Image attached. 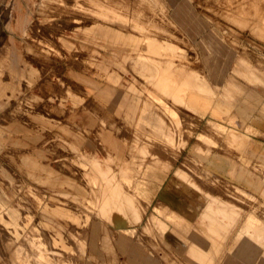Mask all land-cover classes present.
I'll list each match as a JSON object with an SVG mask.
<instances>
[{"label": "crops", "instance_id": "obj_1", "mask_svg": "<svg viewBox=\"0 0 264 264\" xmlns=\"http://www.w3.org/2000/svg\"><path fill=\"white\" fill-rule=\"evenodd\" d=\"M17 6L19 8V2ZM45 9L56 12L55 16L64 17L73 13L88 15L93 19L91 28L87 31L88 35L93 33L103 35L112 42H124L87 44L88 55L94 51V60L89 62L94 65V71L92 74H88L85 80V101L82 102L80 99V101L71 102L67 110L73 112L74 115L66 125H63V121H61L56 127H61V132H67L63 127H68V124L73 125L75 119L81 123L80 125L85 123L87 131L90 133L93 131V136L87 138H90V142L87 141V152L85 154L82 152V157L86 156L85 159L89 161L94 158L98 161L103 160L100 161L103 164L109 160L113 163L112 169L119 171L120 174L134 170V173L131 172L134 175L147 177L144 178V181L142 178L136 179L139 183L135 184L134 189L128 190L127 187L125 189L129 192L139 193L140 199L148 204L140 223L134 226L135 236H131L125 230H120L121 228L104 224L100 219H93L88 223L79 214V211L75 212L73 208L69 211L62 205H52L44 201L45 203L40 204V210L44 215H48L49 227L56 231V235L52 238L61 239L55 227L62 228L65 224H70L71 230L77 229V233H84L85 264H99L97 260L107 258L108 252L104 249L106 248L104 239L109 240V245L121 264H170L174 260L183 259L185 261L187 247L190 250L189 254L203 255L205 251L215 247L213 239L217 235V228L223 224L222 218L229 215L230 209H237L238 204L231 201V205H215V200L201 194L202 185L195 184L190 175V169L194 167L193 163L199 165L200 171L205 176L213 177L226 184L236 194L242 190L248 197L251 195L257 198L264 208V82L260 76L258 79L261 82L255 85L235 77H233V81L231 77V82H229L230 78L224 76L221 67L215 66L213 72H208L203 66L206 65V61L202 60V66H200L202 71L194 70L197 71L199 80L202 78L204 82L206 81L213 95L209 96L205 91L200 93L192 91L188 93L187 101L185 100L186 104L189 101L187 106H190L191 109L186 106L174 105L169 103V99L165 97L180 95L186 89L190 90L191 81L196 84V80L195 77H191L192 70L175 65L174 58L181 57L177 52L176 45L160 36L166 33L170 34L166 25L163 24L167 22V24L174 25L166 18L165 6L161 0H73L72 3H68L67 0H40L38 10L41 14L45 13V18L48 21L50 14L47 15ZM15 14H18L16 10ZM157 17L159 18L157 19ZM71 21L78 20L72 18ZM20 22L21 20L17 17L16 27L22 26ZM111 23L121 26L133 23L134 26L131 29L137 31L140 36L138 38L126 36L119 28L110 27ZM25 36L30 37L29 33H26ZM94 54L98 56L95 57ZM2 63L0 64L4 66ZM214 63L217 64L219 61H214ZM131 67L143 76L146 74L147 81L152 85L151 90L147 88L141 78L134 76ZM77 77L83 78L79 75ZM225 83L231 86V89L228 90L232 96L230 100H223L222 97ZM146 96L150 99L153 97L152 105L146 100ZM2 99L3 88L0 86V101H3ZM159 100L168 103L171 109L178 113L182 123L183 133L174 136L176 142H180L181 136H183L184 146L179 148L181 149L179 154L174 152V147L166 146L164 142L155 138L153 132L150 135V140L147 139L148 136L142 138L136 134L138 126H142L144 129V124L138 123L148 121L151 118V113L155 114L154 107L163 112L162 108L156 104V101ZM182 101L184 102V97ZM58 104L60 103H56L55 106ZM155 115L165 119L162 114ZM166 116L169 119V116ZM34 117L39 120L43 119L35 114ZM191 119H195L196 125L193 132L190 127ZM229 121L235 122L237 125L235 127L229 125ZM164 122L167 125L170 124V120ZM213 122L214 124H212ZM18 123H14L12 127H18ZM215 123L225 126V133H222L221 136L217 134L220 138L214 134L213 130L222 131ZM152 126L157 127L154 123ZM10 127L11 125H8V128ZM189 131L190 134H188ZM11 135L8 132L6 136L10 137ZM30 136L35 137L33 134ZM203 136L209 137L213 142L208 141L207 143H212V145L202 142ZM240 136L245 137L244 142H237ZM0 137H2V133H0ZM78 142L79 138L77 141L73 139L69 146L78 150ZM135 145L138 151H134ZM142 145L148 146V150L144 154L146 156L139 151ZM99 153L101 154L99 155ZM32 155H24L22 158L24 172L33 182L28 183L29 189L46 191V188L39 185L45 183L50 186L49 191L54 193L60 194L70 188L71 195L87 197L89 189L85 184L75 182L72 177L60 178V173L41 161V157H43L41 152L37 156ZM160 160L161 165H157ZM139 161L143 163L138 164ZM80 164L84 168L86 167V172L91 171L90 165ZM93 170L94 168H92L91 175L93 172L98 173ZM173 177L180 189L186 191L184 194L175 185L176 183L171 185ZM64 188H68V190L62 191ZM0 190H2L1 187ZM6 191H9L8 187ZM202 202H205L206 205L201 204ZM7 203L5 206L0 204V222L11 225L13 228L15 226L13 231L8 232L7 239H18L16 235L20 233L17 230V225L20 226L18 224L20 223L19 215L23 218L22 224L24 225L31 219H26V214L20 211L19 206L14 205L13 200L7 201ZM111 205L116 208L117 214L127 215V208L125 206L123 208L118 200L112 202ZM247 206L254 207V200ZM158 207H165L175 212L174 215L181 219L178 222L165 219L162 221V225L167 228H164L163 234L160 235L154 229L148 234L145 227L148 224L149 215L155 214V208ZM196 209H201V211L198 212ZM232 218L234 220L231 222L238 225L247 224L249 220L254 222L255 216L248 210L241 220H237L238 218L233 216ZM183 224L186 226H182ZM196 224L203 228L197 226V229H194ZM85 225H87L86 228H84ZM230 228V247L228 245L225 247L226 251L217 253L222 256L221 260L228 256L226 264H264V247L251 245L239 238L234 245L239 229L238 227ZM206 230L209 233L203 235ZM157 235L160 236L159 243L154 241V237ZM41 237L44 236L33 230L26 236L25 243L16 244L13 254L18 261H21L20 264H47L46 251L42 250L43 253H41L38 248L33 249L30 245L32 240ZM72 237L75 238L73 235Z\"/></svg>", "mask_w": 264, "mask_h": 264}, {"label": "rangeland", "instance_id": "obj_2", "mask_svg": "<svg viewBox=\"0 0 264 264\" xmlns=\"http://www.w3.org/2000/svg\"><path fill=\"white\" fill-rule=\"evenodd\" d=\"M161 1L165 6L166 18L170 22L172 21L174 25L167 24V22L163 24L166 25L165 27L170 34L166 33L160 36L176 45L177 52L181 57L174 58L175 65H181L192 70L191 77H195L196 80V84L191 81L190 90L187 91L186 89L174 97L167 96L169 103L191 109L190 106H187L189 101L186 104L189 92L200 93L205 91L209 96L213 95L206 81L198 78L197 71H202L200 70L202 60L206 61V65L203 66L208 72H213L215 66L221 67L224 76L230 78L229 82H231V77L232 81L235 77L255 85L261 82L258 76L264 82V0ZM39 2L40 0H0V63L3 62L4 65L0 64V86L3 88V101H0V126H3L0 127V133H2L0 141H3L0 142V187L2 189L0 190V204L5 206L8 204L7 201L13 200L14 205L19 206L20 211L26 214V219H31L24 225L22 224L23 218L19 215L18 221L20 223L18 224L20 226L17 225V230L20 233L15 234L18 239L13 240L7 239V237L8 232L13 231L15 226L13 228L11 225L0 222V264L21 263L13 254V249L16 244L25 243L26 236L33 230L45 237L32 240L31 247L38 248L41 253H43L42 250L46 251L47 264H85L84 233H77V229L71 230V225L65 224L62 228L55 227L62 242L60 238H52L56 235V231L49 227L48 215L41 212L40 206L45 201L52 205H62L69 211L73 208L75 212L79 211V214L88 223L90 220L100 219L106 225L110 224L116 228H121L120 230L123 229L129 235L135 236L134 226L140 223L148 204L140 199L139 193L129 192L125 187L128 190L134 189L135 184L139 183L136 179L142 178L144 181V178L147 177L134 175V170L120 174L119 171L112 169L113 163L109 160L103 164L100 162L103 160L98 161L94 158L89 161L85 159L86 156L82 157L81 154L87 152V141L90 139L87 138L93 136V131L88 132L85 123L82 126L75 119L73 125L68 124V127H63L67 132H61V127H56L61 121H63V125H66L71 120L74 113L67 110L71 102H77L80 99L82 102L85 101V80L88 74H92L94 71V65L89 63L94 60V51L88 55L87 44L124 42H112L103 35L93 33L88 35L87 31L90 30L93 19L82 13H73L63 17L55 16L56 12L51 11V9H45L46 14H50V20L47 21L45 13L41 14L38 10ZM67 2L72 3L73 0H67ZM17 17L21 20L22 25L19 28L15 24ZM72 18H76L78 21H71ZM109 26L115 29L119 28L129 37L138 38L140 36L137 31L131 29L134 26L133 23L125 26L111 23ZM26 33H29L30 37L25 36ZM94 56L97 57L98 55L94 54ZM95 59L97 60V58ZM214 61H219V63L215 64ZM131 72L134 76L141 78L147 88L151 90L152 85L147 81L146 74H144L145 76L139 74L133 67H131ZM78 75L83 78H78ZM230 89L231 86L225 83L223 100L232 99L228 91ZM183 97L184 102L182 101ZM146 100L151 105L154 103L153 97L150 99L146 96ZM58 102L60 104L55 106ZM156 104L162 108L164 113L159 111V108L154 107L156 109L155 114H162L165 119L163 120L162 117L151 113V118L148 121L138 123L144 124V129L142 126H138L139 129H137L136 134L142 138L148 136L147 139L150 140V135L153 132L155 138L164 142L166 146L174 147V152L179 154L178 152L181 150L179 148L184 146L183 136H181L180 142H176L174 136L175 134L181 135L184 129L178 113L173 111L168 103L159 100L156 101ZM34 114L43 119L35 118ZM165 114L169 116V119L166 118ZM165 120H170V124L167 125ZM16 122H19V126L12 127ZM153 123L157 127H153ZM101 124L103 125L102 122ZM215 124L222 130H213L215 135L221 136L222 133H225V126ZM228 124L234 127L237 125L230 121ZM8 125L11 127L8 128ZM190 127L193 132L196 127L195 119H191ZM8 132L12 134L10 137L6 136ZM31 134L35 137L30 136ZM72 138L74 141L79 138L78 150L69 146ZM244 140L245 137L240 136L237 142H244ZM208 141L213 142L209 137L203 136L202 142L212 145V143H207ZM147 150L148 146L146 145L139 148L143 155ZM134 151H138L136 145ZM40 152L43 155L41 161L60 173L61 175H58L60 178L72 177L75 182L85 184L89 189L87 197L81 198L71 195L70 188L69 190L68 188L62 189V191H68L60 194L54 193L49 191L50 186L48 184H39L38 182L47 190L33 191V188L29 189L28 183L33 182L24 172L22 158L24 155L31 154L37 156ZM174 160L176 161V158ZM80 163L90 165L91 171L86 172V167L84 168ZM142 163L141 161L138 162V164ZM157 165H161V160ZM193 165L194 167L190 169V175L195 184L202 185L201 194L215 200V205H231V201H235L238 207L237 209H230L229 215L222 218L223 224L217 228V235L213 239L215 247L198 256L189 254L190 250L187 247L185 261L183 259L174 260L170 264H216L222 258L217 253L226 251L225 247L231 242L230 227H238L239 229L234 245L239 238V240L251 245L264 247V208L262 203L251 195L248 197L242 190L236 194L226 184L213 177L205 176L197 163H193ZM92 168L98 173L93 172L91 175ZM174 177L171 180V185L176 183ZM7 187L9 191H6ZM178 188L180 189L179 186ZM180 190L183 194L186 192ZM116 199L127 208L126 216L117 214L116 208L110 206L111 202L117 201ZM253 200L254 207H248L249 202ZM88 204L90 206H87ZM201 204L206 205L205 202ZM196 210L201 211V209ZM248 210L254 214V222L249 220L247 224L238 225L231 222L234 220L232 216L241 220ZM174 213L165 207L155 208V214L149 215L148 226L145 227L146 232L150 234V231L154 229L160 235L163 234L162 221L166 219L178 222L181 219ZM155 216L156 218H154ZM12 220L14 221V219ZM182 226L186 225L183 224ZM197 226L203 228L196 224L194 229H197ZM208 233L206 230L204 235ZM159 238L160 236H155L154 241L159 243ZM104 244L108 256L106 259L100 258L97 263L121 264L111 249L108 239H104ZM226 258L228 256H225L218 264H226Z\"/></svg>", "mask_w": 264, "mask_h": 264}, {"label": "bare ground", "instance_id": "obj_3", "mask_svg": "<svg viewBox=\"0 0 264 264\" xmlns=\"http://www.w3.org/2000/svg\"><path fill=\"white\" fill-rule=\"evenodd\" d=\"M104 1H105V0H104ZM100 3H101V2H100ZM106 3H107V2H106ZM110 4H111V3H110ZM123 4H124V3H123ZM141 4H142V3H141ZM101 5H102V4H101ZM113 5H114V4H113ZM147 5H148V4H147ZM90 6H91V5H90ZM69 7H70V6H69ZM146 7H147V6H146ZM71 9H72V8H71ZM258 9H259V8H258ZM47 10H48V9H47ZM44 11H45V10H44ZM60 13H61V12H60ZM87 14H88V13H87ZM100 14H101V13H100ZM119 14H121V13H119ZM261 15H262V14H261ZM96 16H97V15H96ZM109 18H110V17H109ZM133 18H134V17H133ZM102 20H103V19H102ZM135 21H136V20H135ZM144 36H145V35H144ZM166 49H167V48H166ZM168 60H169V59H168ZM139 62H140V61H139ZM39 63H40V62H39ZM175 69H176V68H175ZM145 72H146V71H145ZM147 74H148V73H147ZM151 74H152V73H151ZM152 75H153V74H152ZM153 82H154V81H153ZM198 86H199V85H198ZM198 86H197V87H198ZM200 88H201V86H200ZM191 92H192V91H191ZM160 94H161V93H160ZM174 94H175V93H174ZM173 97H174V96H173ZM165 98H166V97H165ZM167 98H168V97H167ZM155 99H156V98H155ZM138 116H139V115H138ZM101 151H102V150H101ZM144 154H145V153H144ZM147 155H148V154H147ZM93 165H94V164H93ZM178 174H179V173H178ZM117 178H118V177H117ZM201 178H202V177H201ZM211 181H212V180H211ZM193 186H194V185H193ZM117 191H118V190H117ZM111 192H112V191H111ZM108 194H109V193H108ZM106 195H107V194H106ZM103 196H104V195H103ZM108 196H110V195H108ZM116 196H118V195H116ZM125 196H126V195H125ZM206 197H207V196H206ZM210 199H211V198H210ZM116 200H117V199H116ZM210 201H211V200H210ZM213 201H214V200H213ZM216 201H217V200H216ZM114 202H115V201H114ZM106 203H107V200H106ZM116 203H117V202H116ZM214 203H215V202H214ZM111 204H112V202H111ZM111 204H110V205H111ZM121 204H122V203H121ZM209 204H210V202H209ZM211 204H212V203H211ZM113 205H114V203H113ZM115 205H116V204H115ZM106 206H107V205H106ZM111 206H112V205H111ZM117 206H118V205H117ZM104 207H105V206H104ZM108 207H109V206H108ZM119 208H120V207H119ZM121 208H122V207H121ZM121 208H120V209H121ZM123 208H124V205H123ZM117 209H118V208H117ZM120 209H118V210H120ZM118 210H117V211H118ZM124 210H125V209H124ZM118 212H119V211H118ZM119 220H120V219H119ZM152 222H153V221H152ZM137 223H138V222H137ZM213 225H214V224H213ZM217 226H218V224H217ZM165 227H166V226H165ZM165 227H164V228H165ZM214 227H215V226H214ZM166 228H167V227H166ZM35 234H36V233H35ZM203 235H204V234H203ZM207 238H208V237H207ZM207 238H206V239H207ZM46 239H47V238H46ZM47 240H48V239H47ZM37 242H38V241H37ZM48 244H49V243H48ZM208 244H209V243H208ZM30 245H31V244H30ZM49 246H50V244H49ZM23 247H24V246H23ZM27 247H29V246H27ZM35 248H36V247H35ZM79 248H80V246H79ZM194 248H196V247H194ZM33 249H34V248H33ZM21 250H22V249H21ZM194 250H195V249H194ZM34 251H35V250H34ZM20 252H21V251H20ZM50 252H51V251H50ZM197 252H198V250H197ZM197 252H196V253H197ZM26 253H27V252H26ZM35 253H36V252H35ZM57 253H58V252H57ZM50 254L52 255V253H50ZM50 254H49V255H50ZM54 254H55V253H54ZM193 254H195V253L193 252ZM59 255H60V254H59ZM195 255H196V254H195ZM198 255H199V254H198ZM198 255H197V256H198ZM200 255H201V254H200ZM34 256H35V255H34ZM46 256H47V255H46ZM205 256H206V255H205ZM26 257H27V256H26ZM59 257H60V256H59ZM204 258H205V257H204ZM27 259H28V258H27ZM193 259H194V258H193ZM207 259H208V258H207ZM25 260H26V259H25ZM66 260H67V259H66ZM28 261H29V260H28ZM36 261H37V259H36ZM36 261H35V262H36ZM31 262H32V261H31ZM48 262H49V261H48ZM64 263H65V262H64ZM112 263H113V262H112Z\"/></svg>", "mask_w": 264, "mask_h": 264}]
</instances>
